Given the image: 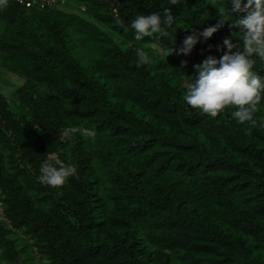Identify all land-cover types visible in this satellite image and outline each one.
<instances>
[{"label": "trees", "instance_id": "16d2710c", "mask_svg": "<svg viewBox=\"0 0 264 264\" xmlns=\"http://www.w3.org/2000/svg\"><path fill=\"white\" fill-rule=\"evenodd\" d=\"M73 1L82 14L67 11ZM165 7L168 35L135 39L131 20ZM218 7L230 0L0 8V66L23 77L15 93L26 108L15 113L0 93V196L10 220L0 218V264H20L17 230L42 264H264V127L249 134L235 108L212 118L183 99L195 65L219 59L225 38L243 51L242 33L228 21L190 53L168 56L214 26ZM137 49L150 64L137 67ZM252 59L264 80V59ZM257 108L262 122L264 93ZM49 156L77 170L62 187L37 179Z\"/></svg>", "mask_w": 264, "mask_h": 264}, {"label": "clouds", "instance_id": "9594fccd", "mask_svg": "<svg viewBox=\"0 0 264 264\" xmlns=\"http://www.w3.org/2000/svg\"><path fill=\"white\" fill-rule=\"evenodd\" d=\"M67 2L68 0H59L56 5L47 8L65 7ZM169 2L175 5L181 0ZM7 4L8 0H0V8L7 7ZM233 14L237 15L234 17ZM217 16L219 20L214 26L205 28L199 34L187 36L183 46L178 50L171 48L168 56L172 53H190L201 36L207 40L231 21L229 26L239 29L238 32L242 33L239 38L243 41V51L234 52L233 49H238L239 45L233 43L231 38H225L223 45L227 47V51L219 59L210 55L202 63L195 65L198 76L187 84L183 99L191 108L212 118L217 117L226 108H235L231 115L238 122L247 124V132L250 134L253 128L264 127V121L258 122L254 118L264 93V80L253 71L255 60L252 59L254 55L264 59V0H230V8L226 10L218 7ZM117 22L127 31L123 21ZM173 23L172 10L165 7L162 14L157 12L137 15L128 26L134 30L135 39L140 40L155 34L167 36L165 29L171 28ZM235 33L232 35L235 36ZM211 47L210 45L209 48ZM221 50L223 51V46ZM136 55L137 67L151 63V58L143 49H137ZM76 171L74 166L65 165L60 159L49 156L41 164L37 179L41 184L59 188L69 177L76 175Z\"/></svg>", "mask_w": 264, "mask_h": 264}, {"label": "rangeland", "instance_id": "374dc122", "mask_svg": "<svg viewBox=\"0 0 264 264\" xmlns=\"http://www.w3.org/2000/svg\"><path fill=\"white\" fill-rule=\"evenodd\" d=\"M67 8V11H72L75 13H83L84 10V6L83 5H79L77 6V3L75 1H73ZM2 24L0 23V28H1ZM19 80L20 82L23 81V77L19 76ZM17 87V86H16ZM16 90H14L13 93H15ZM10 108L12 109V111H14L15 113H23L26 112V108L23 106V104L18 100V98H14L11 101L10 104ZM3 220V219H2ZM6 222V221H5ZM8 223V222H6ZM9 224V223H8ZM22 231L21 230H17L14 231L10 234V236L12 238L16 239V244L18 245L19 248H24V251L20 254V264H42L41 260H40V256L38 255V253L36 252V247L32 246V241L31 239L26 240L25 236L22 235ZM28 241V242H26ZM29 257V258H28Z\"/></svg>", "mask_w": 264, "mask_h": 264}, {"label": "crops", "instance_id": "0c3cea01", "mask_svg": "<svg viewBox=\"0 0 264 264\" xmlns=\"http://www.w3.org/2000/svg\"><path fill=\"white\" fill-rule=\"evenodd\" d=\"M1 30L2 27L0 28V31ZM20 83L19 75L5 70L0 66V93L10 104L14 98H17L16 94L13 92L17 89Z\"/></svg>", "mask_w": 264, "mask_h": 264}, {"label": "built area", "instance_id": "2783aa9c", "mask_svg": "<svg viewBox=\"0 0 264 264\" xmlns=\"http://www.w3.org/2000/svg\"><path fill=\"white\" fill-rule=\"evenodd\" d=\"M19 5L26 8L45 9L56 5L59 0H15ZM0 218L10 224V220L5 216V209L2 198L0 196Z\"/></svg>", "mask_w": 264, "mask_h": 264}]
</instances>
